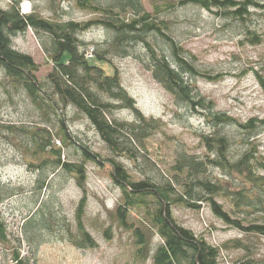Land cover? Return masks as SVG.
Listing matches in <instances>:
<instances>
[{
	"label": "trees",
	"instance_id": "trees-1",
	"mask_svg": "<svg viewBox=\"0 0 264 264\" xmlns=\"http://www.w3.org/2000/svg\"><path fill=\"white\" fill-rule=\"evenodd\" d=\"M96 2L79 1L83 9L103 13V20L82 24L45 20L34 13L24 15L17 1L9 10L0 9V68L14 90L26 93L41 116V124L50 123L54 115L56 123L61 124L59 133L63 136V144L70 140L65 123L67 110L74 108L87 118L115 158H104L102 154H95L76 141L71 144L82 155L83 162H63L61 150L52 143L53 137L48 127L32 131L22 128V131L34 146L32 151L39 161L57 167L53 169L54 174L60 170L64 177L74 179L77 188L85 189V164L88 161L111 167V176L120 189L121 201L110 219L120 229L132 233L136 246L135 259L146 261L151 254V238L157 233L162 243L156 249L153 264H219L220 250L210 245L204 237L196 236L192 230L177 226L172 210L178 205L187 210L199 211L204 204H210L213 214L230 228L246 235L264 237V225H245L244 221L233 219L225 206L219 203L220 199L226 201L230 209L238 214L264 213V176L260 175L264 171V157L257 145V139L264 132V120L251 118L242 123L228 114L218 112L215 103L200 93L197 81L215 83L223 80L225 75L213 76L203 71L197 58L176 43L166 32L167 25L158 22L154 15L192 5L208 12L217 10L218 15L244 22L251 8L264 7L256 0H180L178 4L169 1L157 5L153 14L143 10L138 0H113L114 5H108L107 8L96 6ZM127 13L132 15L131 19L127 18ZM96 25L105 26L115 34L113 48L119 56L127 57L128 47L144 44L147 70L154 80L174 98L176 106L185 107L192 115L202 117L211 128L209 134L199 135L198 146L205 150L204 156L192 155L179 145L175 164L170 168L172 173L180 176L176 189L168 182L163 186L153 181L146 172L147 167L140 169L146 176L139 179L116 159L123 157L136 168L140 167L139 160H147V156L140 152L147 151L145 146L152 135L163 131V122L155 118L146 119L141 110L136 108L135 100L122 86L117 69L107 59L108 51L102 55H92L93 59L87 57L85 50L82 51L86 44L80 41V35ZM29 29L48 37L47 41H42V47L48 62L53 65V71L46 82L38 80L40 67L35 60L13 49V39L27 33ZM151 35L168 45L170 55L147 42ZM247 41L257 47L263 39L258 33L248 31ZM95 62L109 64L113 73L108 74L105 68ZM255 77L264 90V72H255ZM120 110H132L135 121L115 119L114 115ZM230 129L235 132H229ZM234 147L240 148L238 153L234 152ZM155 161L162 163L166 159L156 155ZM211 169L224 171L235 182L210 179ZM48 181V178L39 181L41 193L48 189ZM16 192L14 188L5 187L0 182V205L16 195ZM81 199L75 214L77 234L72 231L70 222L65 218L60 220L53 207L41 200L35 201L29 216L25 218L21 234L30 236L31 242L35 243L42 230L51 231L53 226L63 222L60 228L66 233L63 240L78 250L98 248L97 241L85 226L88 198L84 195ZM6 228L0 218L2 242L8 240ZM111 233L110 229L105 231L108 240H112ZM18 242L22 240L18 238ZM231 244L233 248L248 253L236 264H264V260L254 258L250 247L244 242L237 240ZM34 257H22L19 249L14 254L13 263L35 264Z\"/></svg>",
	"mask_w": 264,
	"mask_h": 264
},
{
	"label": "rangeland",
	"instance_id": "rangeland-1",
	"mask_svg": "<svg viewBox=\"0 0 264 264\" xmlns=\"http://www.w3.org/2000/svg\"><path fill=\"white\" fill-rule=\"evenodd\" d=\"M16 1L21 6L22 14L34 13L54 22L74 21L82 24L104 18L101 12L80 7V0H0V9L9 10ZM112 1L97 0L95 5L107 8L108 5H114ZM138 1L143 10L154 14L157 5L169 1L178 4L180 0ZM256 1L264 7V0ZM249 12L244 22L218 15L217 10L208 12L192 5L154 15L158 22L167 25L168 35L197 58V63L203 71L213 76L225 75L223 80L215 83L198 80L199 91L215 103L218 112L228 114L242 123L251 118L264 120V90L255 77V72H264V8H251ZM131 17L132 15L127 13V18ZM248 31L258 33L263 39L262 44L252 46L247 41ZM47 39L44 34H37L33 29L13 39V49L30 55L39 65L40 72L37 78L40 82H46V78L53 71V65L48 62L42 47V41ZM114 40L115 34L105 26L99 25L80 35V41L86 44L82 51L87 52L89 59H93L92 55L96 53L102 55L108 51L107 59L112 67L117 69L123 88L135 100L136 108L141 110L145 118H155L163 122V131L155 133L147 141L145 146L147 153L140 152L147 156V160H139L140 167L136 168L126 158L116 159L137 178H145L146 174L140 169L147 167L146 172L153 181L163 186L168 182L176 189L180 176L172 173L170 168L175 164L174 159L179 145L192 155L204 156L205 150L198 146L199 135L209 134L211 128L202 117L192 115L185 107L176 106L174 98L154 80L151 72L147 70L144 44L137 43L128 47L129 56L122 57L114 52ZM147 42L170 55L168 45L154 35L149 36ZM95 63L105 68L108 74L113 73V68L109 64ZM114 118L118 121H135L132 110H120ZM51 119L50 123L41 124V116L26 93L14 90L0 68V182L5 187L17 191L16 195L0 205V218L6 225L8 234L7 241H0V264H14V254L19 249L20 255L24 258L35 256V264H153V256L162 243L157 233L151 238L150 256L146 261H138L135 259L136 246L132 233L120 229L110 219L121 201L120 189L111 176V167L88 161L85 164L87 183L85 189H81L77 188L74 179L64 177L60 170L54 174L53 169L57 167L49 163L42 164L39 157L33 154L34 146L32 147L22 128L32 131L48 127L52 133V143L61 150L63 162L70 161L74 164L83 162L84 158L71 144L76 141L88 147L91 152L102 154L104 158L114 157L101 140L99 133L76 109L67 110L65 123L70 140L65 144L62 142L63 136L59 133L61 124L56 123L54 115ZM229 132L234 133L235 130L230 129ZM257 145L264 157V132L257 139ZM234 149V152L238 153L240 148ZM156 155L166 159V162H156ZM209 171L210 179L235 182L220 169ZM260 175L264 176V171ZM47 178L50 182L49 187L41 193L39 181H45ZM84 195L88 198L84 218L86 230L97 241L98 248L78 250L63 240L66 234L60 229L63 222L53 226L51 231L42 230L35 243L31 242L30 236L25 237L21 234L25 218L29 216L36 200L52 206L59 219L65 218L70 222L72 231L77 234L75 214ZM219 203L225 206V210L233 219L244 221L245 225L254 223L264 225V213L238 214L230 209L226 201L220 199ZM172 214L177 226L192 230L196 236L204 237L210 245L220 250L219 264H236L248 256L247 251L237 250L230 245L237 240L250 247L254 258L264 260V237L246 235L235 228H230L213 214L210 204H204L199 211L187 210L177 205L173 207ZM107 229L112 231V240L105 236ZM18 238L22 240L21 243L18 242Z\"/></svg>",
	"mask_w": 264,
	"mask_h": 264
},
{
	"label": "water",
	"instance_id": "water-1",
	"mask_svg": "<svg viewBox=\"0 0 264 264\" xmlns=\"http://www.w3.org/2000/svg\"><path fill=\"white\" fill-rule=\"evenodd\" d=\"M159 1H161V2H167L168 0H159Z\"/></svg>",
	"mask_w": 264,
	"mask_h": 264
}]
</instances>
